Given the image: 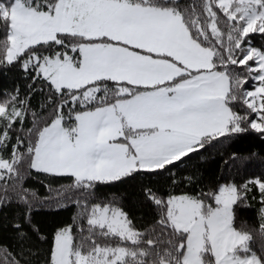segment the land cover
<instances>
[{"label":"snow or ice","instance_id":"6c2138e0","mask_svg":"<svg viewBox=\"0 0 264 264\" xmlns=\"http://www.w3.org/2000/svg\"><path fill=\"white\" fill-rule=\"evenodd\" d=\"M7 78L0 264H264V156L189 168L264 142V0H0ZM33 173L69 183L41 198ZM129 182L146 217L100 191ZM43 204L77 211L45 234Z\"/></svg>","mask_w":264,"mask_h":264},{"label":"trees","instance_id":"16d2710c","mask_svg":"<svg viewBox=\"0 0 264 264\" xmlns=\"http://www.w3.org/2000/svg\"><path fill=\"white\" fill-rule=\"evenodd\" d=\"M11 85V78L0 79V86ZM35 102V101H34ZM258 152L261 156H264V142L254 136H244L235 139L233 142H225L224 144H218L210 147L207 152H202L200 156H193L189 162V168H195L203 172L205 176L212 177L219 173V162L221 155H227L228 153L236 152L239 154L247 155L250 152ZM264 170V165L259 164V160L249 168V173L259 172ZM69 183L65 177H53L46 176L43 174L33 173L29 186L35 190L39 197L43 198L48 195V189L51 188L53 191L60 188L63 185ZM134 182L126 184H116L114 186L101 187L102 193H119L127 197L126 204L131 210V213L137 218L141 216L146 217L147 210L141 208L135 202V196L133 195ZM77 209L72 206L57 207L56 204L48 205L43 204L37 205V210L33 214V220L38 224L45 232V234L52 233L57 226L71 223L72 217ZM243 216L249 222H254L255 211L249 210L243 213ZM10 232H3L4 242L8 243L7 237L10 236ZM42 248H46L47 244L40 245Z\"/></svg>","mask_w":264,"mask_h":264}]
</instances>
